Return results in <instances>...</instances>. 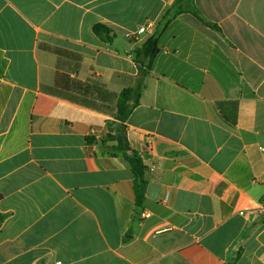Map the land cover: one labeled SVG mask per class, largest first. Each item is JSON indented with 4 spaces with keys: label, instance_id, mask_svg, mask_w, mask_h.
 Masks as SVG:
<instances>
[{
    "label": "crops",
    "instance_id": "obj_1",
    "mask_svg": "<svg viewBox=\"0 0 264 264\" xmlns=\"http://www.w3.org/2000/svg\"><path fill=\"white\" fill-rule=\"evenodd\" d=\"M260 206L264 0H0V264H264Z\"/></svg>",
    "mask_w": 264,
    "mask_h": 264
},
{
    "label": "trees",
    "instance_id": "obj_2",
    "mask_svg": "<svg viewBox=\"0 0 264 264\" xmlns=\"http://www.w3.org/2000/svg\"><path fill=\"white\" fill-rule=\"evenodd\" d=\"M95 34L101 35L103 32H106L105 27L102 25H96L93 28ZM158 53L157 48V40L155 38H150L146 41L143 45L142 49L136 53V58L143 56V58H148L149 62L156 56ZM142 62V61H141ZM149 66V64H148ZM142 88V84L140 79H137L135 86L123 90L117 100V113L116 119L119 122L118 127V135L117 139V146L118 150H121L124 153L125 158L128 160L132 173H133V180H134V191H135V204L137 207L141 206L144 201V192L146 186V180L144 177V166L142 164V160L138 156V154L131 150L129 146L125 143V135H124V122L126 121L127 117L129 116L131 110L137 106L138 104V96L139 91ZM88 144H92L94 142L93 137L87 138ZM130 151V156L126 155V152ZM4 216L0 215V225L3 220Z\"/></svg>",
    "mask_w": 264,
    "mask_h": 264
},
{
    "label": "built area",
    "instance_id": "obj_3",
    "mask_svg": "<svg viewBox=\"0 0 264 264\" xmlns=\"http://www.w3.org/2000/svg\"><path fill=\"white\" fill-rule=\"evenodd\" d=\"M148 27H150V24L148 23L145 26L139 27L137 34H141L145 32ZM92 134H95L94 131H92ZM254 212H259V213L264 214V206H260L257 210H254ZM240 214L242 213L240 212ZM56 264H61V262H56Z\"/></svg>",
    "mask_w": 264,
    "mask_h": 264
}]
</instances>
